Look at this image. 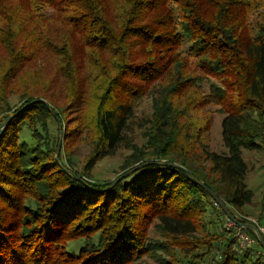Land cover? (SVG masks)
I'll list each match as a JSON object with an SVG mask.
<instances>
[{
	"label": "trees",
	"instance_id": "1",
	"mask_svg": "<svg viewBox=\"0 0 264 264\" xmlns=\"http://www.w3.org/2000/svg\"><path fill=\"white\" fill-rule=\"evenodd\" d=\"M39 99L0 139V264H264L207 190L253 224L264 0H0V125Z\"/></svg>",
	"mask_w": 264,
	"mask_h": 264
},
{
	"label": "rangeland",
	"instance_id": "2",
	"mask_svg": "<svg viewBox=\"0 0 264 264\" xmlns=\"http://www.w3.org/2000/svg\"><path fill=\"white\" fill-rule=\"evenodd\" d=\"M214 116L215 117H214L213 130L211 132V148L218 153H227L228 149L224 145V141L221 135V122L223 117L219 115H214ZM64 138H65V133H64ZM76 146L77 144L72 145V147H76ZM62 148H63V143H62ZM78 152L80 153V157H83L85 149H83V147H80L78 148ZM125 154L127 153L119 154L115 158H107L99 162V164L93 171L94 178L98 180L114 179L117 175V171ZM243 159L249 166V174L247 176V186L254 193L253 204L251 205V207L247 209V212L250 216L249 219L255 220L260 223L259 214L260 213L264 214V145H262L261 150H256V151L244 150ZM260 226L264 229V225H260Z\"/></svg>",
	"mask_w": 264,
	"mask_h": 264
},
{
	"label": "water",
	"instance_id": "3",
	"mask_svg": "<svg viewBox=\"0 0 264 264\" xmlns=\"http://www.w3.org/2000/svg\"><path fill=\"white\" fill-rule=\"evenodd\" d=\"M37 103H42V104H46L47 103L44 101V100H35L33 102H30L28 103L27 105H25L23 108H21L18 112H16L14 115L8 117L1 125H0V139L1 137L4 135L5 131L7 130L9 124L11 123V121L16 117L18 116L19 114H21L23 111H25L27 108H29L31 105L33 104H37ZM48 109L51 110V108L47 105ZM63 139H64V131H63V128H62V125L60 123V141H59V144H58V148H57V152H56V159L59 161V157H60V152H61V149H62V143H63ZM150 163H145V164H142L140 166H137L136 168H133L132 170H130L129 172H127L126 174H124L122 177H120L118 179L121 180L122 178L124 177H128L129 175H131L132 173L146 167L147 165H149ZM171 165V164H170ZM181 169H184L183 167H179ZM185 170V169H184ZM70 173V172H68ZM188 176H191L188 172H187ZM204 188H206L204 185H202ZM207 189V188H206ZM208 190V193L213 197L214 201L216 202V204L218 206H220V208L224 211V213L226 214V216L228 217V219L230 221H232L233 223H235L237 226L241 227V228H244V229H247V230H251L252 232H254V234L257 236L258 240L261 242V244L264 245V237L263 235L261 234L259 228L254 225V224H250V223H247V224H242L240 223L239 221H237L235 219V217L232 215V213L230 212V210L228 209V207L226 206V204L214 193L212 192L211 190L207 189Z\"/></svg>",
	"mask_w": 264,
	"mask_h": 264
},
{
	"label": "built area",
	"instance_id": "4",
	"mask_svg": "<svg viewBox=\"0 0 264 264\" xmlns=\"http://www.w3.org/2000/svg\"><path fill=\"white\" fill-rule=\"evenodd\" d=\"M252 223L259 228L261 234H264V229L258 226L257 221L252 220ZM230 227H234L233 222L230 223ZM236 238L238 239V242L240 243V246L242 248L251 246L256 243V240L252 238L249 234H247L241 227L237 228Z\"/></svg>",
	"mask_w": 264,
	"mask_h": 264
}]
</instances>
